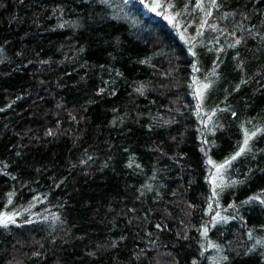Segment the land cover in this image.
<instances>
[{"label": "trees", "instance_id": "1", "mask_svg": "<svg viewBox=\"0 0 264 264\" xmlns=\"http://www.w3.org/2000/svg\"><path fill=\"white\" fill-rule=\"evenodd\" d=\"M0 264H264V0H0Z\"/></svg>", "mask_w": 264, "mask_h": 264}, {"label": "rangeland", "instance_id": "2", "mask_svg": "<svg viewBox=\"0 0 264 264\" xmlns=\"http://www.w3.org/2000/svg\"><path fill=\"white\" fill-rule=\"evenodd\" d=\"M228 160L221 163H213L210 172V182L213 188L223 187L227 181L228 176L226 174ZM223 166V167H222Z\"/></svg>", "mask_w": 264, "mask_h": 264}, {"label": "snow or ice", "instance_id": "3", "mask_svg": "<svg viewBox=\"0 0 264 264\" xmlns=\"http://www.w3.org/2000/svg\"><path fill=\"white\" fill-rule=\"evenodd\" d=\"M205 87H207V86H205ZM254 134H255V133H253V135H254ZM244 144H245V146H247V140H245ZM244 150H245L244 147H242V148L240 149V152L237 153V155H239L240 153H242ZM233 159H235V157H233ZM222 167H223V166H222ZM8 219H11V218H8Z\"/></svg>", "mask_w": 264, "mask_h": 264}]
</instances>
